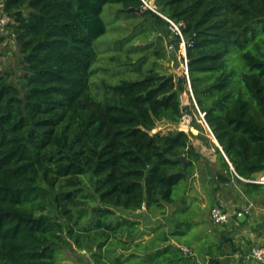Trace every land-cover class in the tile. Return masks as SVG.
<instances>
[{"label": "trees", "instance_id": "trees-1", "mask_svg": "<svg viewBox=\"0 0 264 264\" xmlns=\"http://www.w3.org/2000/svg\"><path fill=\"white\" fill-rule=\"evenodd\" d=\"M0 1L11 18L0 40L10 27L24 68L18 87L0 67V264H59L62 245L93 264H226L241 253L232 224L195 230L202 211L181 185L205 158L171 126L189 83L190 112L221 148L215 190L264 203V185L243 180L264 174V0H156L182 23L187 75L176 76L145 55H102L99 39L138 17L179 46L140 0Z\"/></svg>", "mask_w": 264, "mask_h": 264}, {"label": "rangeland", "instance_id": "rangeland-1", "mask_svg": "<svg viewBox=\"0 0 264 264\" xmlns=\"http://www.w3.org/2000/svg\"><path fill=\"white\" fill-rule=\"evenodd\" d=\"M115 5L111 6L106 14V18H110L111 13L115 10ZM117 22V21H116ZM121 22V20H119ZM122 24L128 27L125 31H117L115 29H110L107 34L99 39L100 47H104L102 52L104 56L115 55V57H121V59L126 58L125 55H130L132 60L136 58L137 55H145L146 63L148 66L151 64L152 60L156 61L159 67L167 71L169 74L174 76L184 71V57L185 51L176 47L172 44L173 50L168 52L167 58H159L155 56L152 52L154 45H159L163 47H168V40L165 38L159 40L158 37L162 36L161 28L165 27L164 24L161 26H156L152 24L147 18L138 17L136 20H131L130 23L122 21ZM167 27V25H166ZM142 28L141 32L134 35V40L129 42L126 46L124 44L121 46L120 50H115L117 39L129 33V30ZM168 28V27H167ZM169 30V29H168ZM11 32L10 27H8V35L4 39L0 40V67L2 70H6L9 74V81L16 86L20 87L22 84V76L24 74V68L21 63V54L16 43L9 36ZM135 32V31H133ZM147 46L149 48H143L142 51L135 53L134 51L128 50L129 48ZM132 51V52H131ZM115 69V68H114ZM110 76L111 73H108ZM107 76L106 78H110ZM190 94L185 90L181 91V102L185 107L184 112L190 114L191 122L187 128V133L190 136L191 142L195 149L199 151L205 158V161L200 162L195 170V172L189 177L187 182L181 185L182 194L186 201L191 204V206L198 207L202 212L196 214L195 219L201 220L202 224L198 227H194L196 231L202 232L203 230H210L218 227H214V224L210 219V209L214 203L228 210L231 214L236 211L245 208L249 201L246 199L241 190L237 186L230 185L227 187H222L218 190L214 188L213 174L216 169L215 160V141L211 136L209 130L205 123L199 119L198 115L193 116L190 112L189 102ZM169 127H162V131H166ZM204 138H207V143ZM180 189V188H179ZM178 192V191H177ZM264 200V199H263ZM254 205L264 206V203H256L251 201ZM164 217H156L155 220H162ZM229 227V226H228ZM227 228V227H226ZM235 233V229H232ZM59 264H90L89 257L86 254H80L78 250L73 249L67 245H62L61 255L58 259Z\"/></svg>", "mask_w": 264, "mask_h": 264}, {"label": "built area", "instance_id": "built-area-1", "mask_svg": "<svg viewBox=\"0 0 264 264\" xmlns=\"http://www.w3.org/2000/svg\"><path fill=\"white\" fill-rule=\"evenodd\" d=\"M140 2H141V7L143 9L150 10L151 12L157 14L158 16H160L161 18H163L167 22L168 29L170 30V32L172 34L179 36V38H180L179 46H180V48H182L185 51V40H184V37L182 34V29H181L182 23L176 22L173 19H171L170 17H168L167 15H165L157 7L156 0H140ZM3 5H4L3 2L0 1V31L6 32L5 26L7 23L10 22L11 18L6 13L3 12ZM168 48L170 50H172V44H169ZM186 69H187L186 58L184 57V72L186 71ZM187 86H188V93L190 94L189 95L190 100L194 103L189 83L187 84ZM189 104H190V102H189ZM197 112L199 114V119H201L205 123L204 118H203V113H201L198 109H197ZM190 116H191L190 114L184 112L181 115L180 119L177 121V123L175 125L171 126V128H175V129H178V130H181V131H184L185 133H187V131H188L187 128L189 127L190 122H191ZM207 129L209 130L211 136L214 138V136H213L211 130L208 128V126H207ZM231 170L235 176H238L232 167H231ZM238 177L241 178L240 176H238ZM241 179H243V178H241ZM243 180L253 182L256 184H263L264 185V174H260L253 179H243ZM253 205L254 204L251 201H249V204L245 208L231 214L228 210H226L222 206H220L218 204H214L210 209L211 222L214 225H227V226H229L233 222H235V220L238 216L249 215L250 214L249 209L252 208ZM259 211L262 215H264V206L260 207ZM80 253L87 255V252L85 250H82ZM234 258L237 259L236 264H264V243L261 244L260 246L254 247L250 253H235ZM90 264H93V263L90 261Z\"/></svg>", "mask_w": 264, "mask_h": 264}, {"label": "crops", "instance_id": "crops-1", "mask_svg": "<svg viewBox=\"0 0 264 264\" xmlns=\"http://www.w3.org/2000/svg\"><path fill=\"white\" fill-rule=\"evenodd\" d=\"M260 207L262 206L253 205L249 209V215H244L245 218L242 220L237 218L232 223L231 228L235 229L234 241L241 248V253H250L254 247L264 243V215L260 213ZM234 254L226 252L223 257L226 264L237 263Z\"/></svg>", "mask_w": 264, "mask_h": 264}, {"label": "water", "instance_id": "water-1", "mask_svg": "<svg viewBox=\"0 0 264 264\" xmlns=\"http://www.w3.org/2000/svg\"><path fill=\"white\" fill-rule=\"evenodd\" d=\"M160 9V8H159ZM161 10V9H160ZM185 57H186V52H185ZM185 73H186V75H187V69H186V71H185ZM214 141H215V143H216V146L221 150V148H220V146H219V143L217 142V140L214 138ZM239 220H242V219H244L245 218V216L244 215H242V216H238L237 217Z\"/></svg>", "mask_w": 264, "mask_h": 264}]
</instances>
